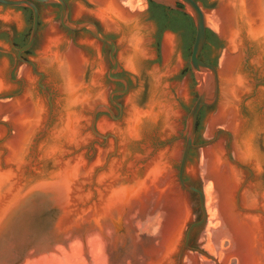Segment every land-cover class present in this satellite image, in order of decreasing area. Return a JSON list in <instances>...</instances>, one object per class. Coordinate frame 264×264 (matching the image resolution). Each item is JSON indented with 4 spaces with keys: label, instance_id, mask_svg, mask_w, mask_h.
I'll return each instance as SVG.
<instances>
[{
    "label": "bare ground",
    "instance_id": "1",
    "mask_svg": "<svg viewBox=\"0 0 264 264\" xmlns=\"http://www.w3.org/2000/svg\"><path fill=\"white\" fill-rule=\"evenodd\" d=\"M91 1L100 5L95 16L101 20L104 29L120 37L119 64L130 72L138 73L141 63L154 57L149 48L151 27L142 23L139 14L130 13L117 0ZM74 11L80 15L83 10L77 6ZM206 15L210 18L211 28L221 35L227 45L218 68V78L224 82V102L211 116L208 132L211 135L215 126H222L230 131L227 132L229 139L232 135V154L221 143L210 144L201 151L200 170L203 177L209 180L204 187L205 207L211 225L208 229L211 236L208 247L214 250L216 240L224 238L230 247L223 251L222 264H228L231 256L237 259L238 264H264V193H260L258 185L253 182L247 183L239 192L244 180L243 169L230 161L232 158L243 163V166L249 165L257 173L263 165L253 141L257 132L264 131V113L255 118L252 127L241 115L242 98L251 91V84L240 65L249 43L255 52L251 63L260 68L264 75V0H219L217 10ZM62 45H66L63 50L60 49ZM174 45L173 36L164 35L162 55L165 72L157 66L150 69L145 107H137L135 94H132L126 101L121 123L107 120L98 123L101 131L118 135L120 145L119 156L110 160L107 167L94 178L93 168L102 165L111 147L100 151L95 164L89 166L81 153L71 155L67 150L86 145L92 139L85 131L89 123L86 114L96 103L106 100L100 63L96 62L98 70L93 73L91 83L86 85L84 75L89 65L88 57L82 50L66 43L65 37L57 30L50 28L38 63L56 85L59 98L53 112L56 123L48 130L47 141L40 147V158L53 160L54 166L51 173L40 178L47 185L59 189V208L64 213H67L63 210L65 202L70 203L74 198L88 199L92 194L91 185L95 183L96 216L93 218L89 213L84 221L73 222L65 229L64 220L60 218L57 227L60 230L63 228L61 232L65 230L63 239H52L54 243L49 242L45 251L50 252L22 264H108L109 246L113 244L116 232L124 226V221L119 220L118 216L131 207H143L152 198H165L177 205V218L175 215L173 222L163 232L161 245L177 244L180 230L189 218L186 201L175 196L174 203V199L167 195L177 191L171 181V166L177 157L178 147L164 149L143 165L149 154L147 146H143L142 154L134 155L129 150L130 145L143 140L145 133L153 127H159L166 136L173 135L178 129L180 113L169 94V86L163 81L165 76L172 75L181 66L179 60L172 62ZM23 73L27 83L23 98L10 103V118L15 133L14 138L5 144L9 151L6 160L0 152V230L30 199L29 184L25 181L27 153L31 149L32 135L46 114L43 102L34 97L33 77L27 69ZM6 89L7 84L0 69V92ZM176 89L180 97L186 96L185 85ZM260 97L248 103L249 109L260 101ZM2 108L0 106V113ZM3 161L9 163L7 169L1 167ZM88 221L94 222L90 229L82 223ZM72 226L75 227L69 230ZM161 252V248L155 250L147 264H154L152 260ZM87 254L89 261L85 257ZM191 261L190 258L185 264H191ZM141 263L146 264L144 260Z\"/></svg>",
    "mask_w": 264,
    "mask_h": 264
},
{
    "label": "rangeland",
    "instance_id": "2",
    "mask_svg": "<svg viewBox=\"0 0 264 264\" xmlns=\"http://www.w3.org/2000/svg\"><path fill=\"white\" fill-rule=\"evenodd\" d=\"M118 3L127 11L133 14H139L142 20V23L146 26L151 27V32L149 34L150 44L149 48L154 53V57L151 59H145L141 63V67L138 73L130 72L124 69L120 64L118 67L117 72H121L125 75L130 83V88L127 94L119 96V101L123 106V110L126 105V101L128 98L135 94V102L137 107L143 108L147 104L148 101V91H149V78L148 73L150 69L154 66H157L165 72L164 67V60L162 55V40L164 35L169 34L173 36L175 45H174V53L172 56V62L176 60L180 61V68L178 71L173 73L172 75L165 76L164 83L169 86V94L172 97L173 102L176 104V107L180 113L178 119V129L176 132L171 136L163 135L160 131L159 127H153L145 133V137L143 140L130 145L129 150L132 154H142L144 149L143 146H147L148 149L153 148L157 145L165 144L166 148H174L175 146L178 147V154L171 166V181L174 182L177 191H174L170 194H167L171 200L174 199L175 203V196H179V198L184 199L189 207V218L185 221L181 228V234L184 235L188 226L201 218V211L199 208V201L198 196L192 192L186 191L181 189L177 186V171L179 160L181 156V152L184 146L185 139L182 138V134L184 132L185 126V119L186 116L192 107L196 96H197V89L198 84L196 78L194 77L191 69L189 67V56H190V47L193 39V24L191 16L188 13H185V17L189 18L188 23V31L183 29L178 33L176 37L169 33L164 32L157 36L155 26L146 21V10L148 6V0H117ZM198 3L203 7L205 14L216 11L218 8L219 0H197ZM70 10H71V19L73 22L80 18H87L92 20L93 22L97 23L101 33L104 35L112 36L115 45L117 47L115 57L118 60V55L120 52L119 48V35L112 31H106L102 25L101 20H99L95 16V12L100 8L98 3H94L91 0H69ZM79 6L82 8V13L80 15L75 14V8ZM4 10L5 12H14L16 8L6 7L0 4V11ZM26 15L23 14L24 20V29L29 28V24L26 21ZM115 20V19H114ZM13 25L14 23L6 18V13L0 12V25L5 27L6 25ZM28 26V27H27ZM42 31H39L38 40L36 43L35 48L33 49V57L32 60L37 66V70L45 74L44 85L48 88L47 90L50 91L53 96L51 98V102L55 108L56 102L59 98L56 85L49 80V76L45 70L41 68L38 63L39 58L42 56V47L46 38V35L50 28H54L57 32L63 35V32L59 28L58 22H47L45 19L41 20L40 23ZM20 30V28H17ZM175 29H178L175 27ZM211 32L215 34L219 40L222 41L221 48L214 53V56L217 57L216 65L219 68L220 64V57L222 52L226 50L227 45L225 40L221 37V35L211 28ZM64 36V35H63ZM157 37V38H156ZM66 39V43L71 44L70 39ZM211 42H215V39L211 37ZM95 44V45H94ZM73 45V44H71ZM216 45V44H215ZM66 45H62L60 47L61 50L65 48ZM77 49L82 50L85 55L89 59V65L85 71L84 75V83L89 85L91 83V78L94 72L98 70V66L96 62H99V59L102 63V67H100L102 72V90L106 94V100L103 102L108 104L107 95L115 86L113 81L107 80L106 74L108 72V67L111 65L109 58L107 56L108 49L105 45L98 42L92 36H86L85 40H77V42L73 45ZM98 47L97 49L95 47ZM4 49H9L8 45L4 46ZM253 53V52H252ZM254 55V54H253ZM251 56L248 60L250 66H252L256 70V75L258 77H264V75L260 72V69L254 66L251 63L252 58L255 56ZM211 56V57H214ZM242 60V59H241ZM100 63V62H99ZM119 63V61H118ZM100 65V64H99ZM23 70L29 68L22 66ZM21 69V72H22ZM4 70V76L5 71ZM31 76L34 79L33 84V93L36 99H40L46 110V114L48 113V101L47 95L45 93H40L38 87L36 85L37 77L31 73ZM182 72H185L182 74ZM21 74L20 71L16 73V75ZM24 75V73H23ZM3 76V79H4ZM5 81V79H4ZM249 81L253 84V77L249 76ZM7 84L8 90L11 85ZM107 85V86H106ZM185 85L186 87V96L184 98L180 97L177 93V87ZM27 86L25 87L23 94L20 97H12V98H0V106L3 107L0 113V152L2 153L3 159L6 160L8 155V149L5 146L6 143H9L10 140L14 138V128L12 124V108L10 107V103L13 100L22 99L25 93ZM4 90L3 92H5ZM3 92H0L3 93ZM258 92L262 93L260 97V101L258 103L253 104V108L249 109L248 103L253 102L256 98L249 97L250 92L246 94L242 98L241 103V115L244 119H246L249 123V127H252L253 122L256 117L262 115L264 113V87H258ZM102 103V102H101ZM92 109V108H91ZM101 114L97 120L95 128L99 133L104 134L108 131H101L98 128V123L102 120H107L111 123L114 121L107 118L105 115V110L102 109L99 111ZM216 113V109H207L205 110L201 120L199 121V130L201 140L197 142V144H202L205 142H211V144L221 143L223 146L227 144L229 151L232 154V135L227 134L230 132L229 130L225 129L222 126H215L213 128L212 134L208 132V122ZM45 114V115H46ZM90 112L86 114L89 120ZM9 116V118H8ZM124 117V114H123ZM123 121V118L120 122ZM56 123V119L53 115L51 119V123L49 129L51 130ZM117 124V123H116ZM111 132V131H109ZM113 133V132H112ZM114 134V133H113ZM231 134V133H230ZM115 135V134H114ZM91 137V136H90ZM117 138V146L118 152L117 155L114 157L117 158L119 156V145L120 139L118 135H115ZM93 139V138H92ZM47 141V135L40 138L36 146L30 149L29 154L27 153V166H26V173H25V181L29 184L28 191L30 190V199L25 204L21 205L18 212H16L10 222L6 225L5 228L0 230V264H22L25 261L33 258H38L40 256L46 255V249H48V243L53 239L54 229L56 227L58 221V214L56 208L59 209V189L56 186L47 185L46 181L41 180V178H45L49 173L52 172V168L54 166L53 160H43L40 158V147L43 143ZM101 142V140H98ZM97 141V142H98ZM171 141V142H170ZM92 144V145H91ZM90 145L87 143L86 148H83L82 151L86 152L87 161L89 164H95L97 156L100 151L108 149V146L111 149L108 151L113 150V139H108L103 146H98L96 144V139L92 141ZM253 146L255 151L262 159V168L259 173L255 172L251 166L244 164L248 169L252 172V179H249V182H253L258 185V189L260 193H264V131H259L255 134ZM79 147L70 148L68 153L73 152L75 149ZM206 147H199L197 154L195 156L194 162L188 174L186 182L194 185L198 189H200L204 194V187L208 185L209 180H206L203 177V174L200 170L201 166V151ZM28 151V150H27ZM106 152V153H108ZM233 156V155H232ZM85 159V158H84ZM113 159V158H112ZM111 159V160H112ZM86 161V159H85ZM104 160L102 161L103 164ZM241 163V162H240ZM3 165H6L8 168L9 163L7 161H3ZM142 163L141 165H143ZM243 164V163H242ZM102 166V165H101ZM192 170V172H191ZM194 170V171H193ZM103 171V170H102ZM99 171V172H102ZM248 170L243 169L242 172L244 173V177L250 174L247 172ZM98 172V173H99ZM39 175V176H38ZM41 177V178H40ZM172 186H174L172 184ZM173 188V187H172ZM174 194V195H173ZM205 197V195H204ZM59 198V199H58ZM176 205V204H175ZM177 205L174 206L173 204L169 203L167 199H151L147 203L143 205V207L134 206L128 209L125 213L120 214L118 216L119 220H122L124 223L123 228L116 232L117 236H115L113 244H110V250L108 251L109 255V263L108 264H139L144 259L143 257L147 256L148 258L153 255L155 250H158L160 247L159 243L161 242L163 232L169 226L171 222L175 218H177L176 211L178 212ZM206 210V207H205ZM207 213V210H206ZM176 215V217H175ZM175 217V218H174ZM210 224L208 221V213L207 219L205 223L199 227H196L191 235L189 246L190 249L187 250L184 254L182 262L185 264L187 260L191 258V264H222L220 261L223 257V251L229 250V243L224 238H218L215 242L213 247L214 250H210L208 247V239H211L209 234ZM209 234V235H208ZM209 237V238H208ZM182 239V238H181ZM86 259L89 261L90 256L87 254ZM228 264H238V261L235 257L231 256L229 258Z\"/></svg>",
    "mask_w": 264,
    "mask_h": 264
},
{
    "label": "water",
    "instance_id": "3",
    "mask_svg": "<svg viewBox=\"0 0 264 264\" xmlns=\"http://www.w3.org/2000/svg\"><path fill=\"white\" fill-rule=\"evenodd\" d=\"M33 1L45 3V4H59L61 6L60 22L63 25V27H65L66 29L70 31H78L81 29H87L88 31H90V33L93 35V37L96 40L106 42L107 44H109L110 45L109 59L112 64V67L108 71V75L110 78L117 79L123 82L124 84V89L112 91L107 96V100H109L111 103L117 105L120 108V114L118 117L114 116L112 111L109 109L108 105H106L105 103H96L90 111L89 123L85 131L89 133L91 138L93 139H91L88 144L90 145L94 139H107L108 140V138H112L115 142V144H113V150L105 154L104 162L102 166L97 167V168L95 166L93 168L92 175L94 178H96V174L99 171L104 170L107 167L109 161L112 158H114L118 152L117 138L115 137V135L109 131L102 134L96 130L95 125H96L97 114L99 111L104 109L110 114L111 118L113 119L112 121H114V123L120 122L123 118L124 110H123L122 105L113 101L112 96L113 95H124L129 90V83L125 78L113 76V73L117 72L118 67H119L118 60L115 57L117 47L113 39L100 33L98 25L96 23L89 21V20H81V21H74V22L68 21V7L64 0H33ZM150 1L157 5H161L169 9L188 13L191 16L194 22V25H195V36H194L193 44L191 47V53L189 56V65H190L191 72L196 78L198 89H197V97L185 119L184 132L182 134V138L185 139V142H184V146H183L180 160H179L176 183L179 188L192 192L198 196L199 208L201 211V218L195 222H192L186 229L183 236L180 233V237L176 245H174V242L170 244L168 243L166 245H161V242H162V238H161L159 247L161 248L162 252L158 255V257L152 260L154 261V264H182L183 263L182 260H183L185 252L190 249L189 242H190V238H191L193 230L196 227L203 225L207 219L203 192L197 187H195L194 185L186 182L188 174L190 172V169L192 167V164L194 162V159H195V156L197 154L199 147H207L208 145L211 144V142H205V143L198 144V145L194 144V139L196 140V142L201 140L199 125H198V133L195 138L197 117L202 108L210 107L209 109H217L224 102V82L218 78L217 66L207 64L199 59V55L202 51V48L205 42L206 30L208 29L211 31L210 18L204 13L203 7L196 0H150ZM0 3L9 5V6L28 7L32 10L33 18H32V27H31L29 39L23 47L14 48V50L17 52L19 56L21 53L28 51L32 47L35 41V38L37 35V29H38L37 9L35 5L33 4V2L29 0H0ZM177 5H181L182 8L177 7ZM3 30H8L11 34V29L9 27L7 26L1 27L0 32ZM39 31H42L41 26H40ZM210 40L211 38H209V41ZM39 86L48 95L47 101H48L49 108H48V113L45 115L44 120L41 122L39 127L36 129V131L32 135V139L30 143L31 147L29 148L33 147V149L36 146L37 141L40 138L47 135L49 126L51 123V119L53 117V112H54V107L50 100L52 93L48 91L43 85L39 84ZM5 96L6 95L0 94V98H3ZM204 112L202 113L201 118ZM86 147H87L86 145H82L78 149H75L70 154L77 155L81 153L83 157L86 159V162L88 164L87 166H89L90 164L87 161L88 158H87L86 152L82 151V149ZM191 148H196V149H194V151L188 157V154ZM225 148L227 151H229L227 144ZM164 149H166L165 144L157 145L153 148H150L149 154L146 158L147 160H144L145 161L144 164H146L147 161L151 160L153 157H155L158 153H160ZM70 154L68 156H71ZM230 161L233 164H235L238 168H240L241 170L242 169L248 170L250 174H252V172L247 167L236 162L232 158H230ZM1 167L5 168L7 166L2 164ZM247 183H249V180L248 178L244 177V180L241 183V186L239 188V192L245 187ZM90 189L92 191V194L88 199L78 200L74 198L70 200V203L65 202V206L63 210H66L67 213L62 212L61 208L59 209L56 208L57 214H58L57 216L58 221L60 218L64 220V227H63L64 229L68 227L70 224H72L73 222L84 221V217L88 215L89 213L92 215L93 218L96 216V185L95 183H92ZM92 221H88L86 223L82 222L83 226H86L88 227L87 229H90L91 227H93V224H94V222ZM74 227L75 226H72L71 228L69 227L68 229L71 230ZM63 228L61 230H63ZM61 230L58 229L57 224H56V227L53 233V240L59 241L63 239L62 237H64V234L66 233H65V230L63 232H61ZM143 259L146 262V264L149 262V258L147 256L143 257ZM139 264H143V263H139Z\"/></svg>",
    "mask_w": 264,
    "mask_h": 264
},
{
    "label": "flooded vegetation",
    "instance_id": "4",
    "mask_svg": "<svg viewBox=\"0 0 264 264\" xmlns=\"http://www.w3.org/2000/svg\"><path fill=\"white\" fill-rule=\"evenodd\" d=\"M29 1L33 2V4L35 5V7L37 9V12H38L37 35H36V38H35V41H34L32 47L28 51L21 53L19 56H18L17 52L14 50V48L23 47L29 39L31 27H32V18H33L32 10L28 7L9 6V5H5V4L0 3L1 5L6 6V7L16 8V11H14V12H5L4 10L0 11L1 13H6V18H8L10 21H12L14 23L13 25H11V24L9 26L6 25L7 27H9L11 29V34L8 30H3L0 32V69L3 71V76H4V70L7 68V70L5 71L4 79H5L6 83H9L11 85V87L8 90L1 93V95H6L5 98L20 97L23 94V91H24L25 87L27 86V83H26V79L23 75L24 70L21 68L22 66L29 68L31 73L37 77L36 85L38 87L39 92L45 93L47 95V93L44 92L43 89L39 86V84H41L46 89H48L44 85L45 74L37 70V66L32 60L33 53H34L33 49L35 48L37 40H38L40 23H41L42 19H45L47 22H58L59 28L63 32L64 37L67 39H70L71 40L70 43L73 45L77 42L78 39L79 40H85L86 36H90V37L92 36L93 37V35L87 29H81L78 31H70V30L66 29L65 27H63V25L60 22L61 6L59 4H45V3H40V2L33 1V0H29ZM64 1L68 7V21L73 22V20L71 19V10H70L69 0H64ZM177 7L182 8L181 5H177ZM161 8L163 10L162 13H161ZM23 14L26 15V18H27L26 21H27V24H29V28H27V29L23 28L25 26L24 20H23ZM185 16H186L185 13L182 11L169 9V8L164 7V6L157 5L155 3L151 4L148 2L145 19H146V21L152 23L155 26L157 36L159 34L164 33V32H169L176 37V35L178 36V33L183 30V28L180 25H176V24H178L176 20L179 19L180 17H185ZM186 18L187 17H185V19ZM187 19H189V18H187ZM81 20H89V19L80 18V19L75 20V21H81ZM191 20H192V18L190 19V21ZM89 21H92V20H89ZM187 22L189 23V20ZM191 22L193 24V29H194L193 30V39H192V43H191V47H192L194 36H195V25H194L193 20ZM1 27H2V25H0V28ZM175 27H177L178 29H175ZM17 28H20V30H18ZM98 28H99V26H98ZM99 31L101 33L100 28H99ZM106 36L113 39L112 36H110V35H106ZM211 37H213L215 39L216 45H220L222 43V41L219 40L217 37H215V35L210 34L209 31L206 30L205 42H204L202 51L199 55V59L202 60L203 62L207 63V64L215 66L216 65L215 61H217V57L214 56V53L217 51V48L213 42L209 41V38H211ZM97 41L107 47V49H108L107 56L109 58L110 45L107 44L106 42H102L99 40H97ZM5 45H8L9 49L5 50L4 49ZM190 53H191V49H190ZM253 54L255 55L254 48L249 43H247L246 49L244 51V57L241 60L240 66H241L242 73L247 75L248 79H249V76L253 77V84L251 83V81H249L251 84V91H250L249 97L256 98L258 96V94H260V96H262V93L258 92V87H264V77H258L255 74L256 70L252 66H250V64L248 62V60L251 58V56ZM211 56H214V57H211ZM109 61H110V59H109ZM99 62H100V66L102 67V63H101L100 59H99ZM111 67H112V64L108 67V71L111 69ZM189 67H190V65H189ZM21 69H22V72H21ZM17 71H18V73L20 71L21 74L16 75ZM113 76L114 77H122L128 81V79L125 77V75L121 72H115V73H113ZM106 78H107V80L113 81L115 84V86L113 87V89L110 92L115 91V90L124 89L123 82H121L117 79L110 78L108 75V72L106 74ZM128 83H129V81H128ZM129 88H130V83H129ZM52 96H53V94H52ZM52 96H51V98H52ZM119 96H121V95H113L112 99H113V101L122 105L121 102L119 101V98H120ZM51 98H50V100H51ZM107 101H108V104H106V105H108L109 109L112 111L114 116L118 117L120 114V108L117 105L111 103L109 100H107ZM209 108L210 107L202 108L198 114L197 126H196V131H195V138H196V135L198 133V125H199L201 115L204 112V110H207ZM100 115L101 114L98 112L96 120ZM105 115L110 120H113L107 111H105ZM108 139H110V138H108ZM98 140H101V142H99ZM106 141H107V139H96V144H98V146H103ZM113 144H115L114 140H113ZM194 144L198 145L195 139H194ZM194 149H196V148L190 149L188 157L191 155V153L194 151ZM251 176H252L251 174H249L247 176L248 180L252 179Z\"/></svg>",
    "mask_w": 264,
    "mask_h": 264
},
{
    "label": "trees",
    "instance_id": "5",
    "mask_svg": "<svg viewBox=\"0 0 264 264\" xmlns=\"http://www.w3.org/2000/svg\"><path fill=\"white\" fill-rule=\"evenodd\" d=\"M149 3L153 4V2H151L150 0H148ZM163 12L162 8H161V13ZM178 24L176 25H180L183 29H185L186 31H188V23L187 20L185 19V17H180L179 19L176 20ZM207 31H209L210 34H213L210 30L207 29ZM214 44H216L215 42H213ZM217 50H219L221 48V45H216ZM216 62V61H215ZM216 64V63H215ZM185 72H182V74H184Z\"/></svg>",
    "mask_w": 264,
    "mask_h": 264
}]
</instances>
